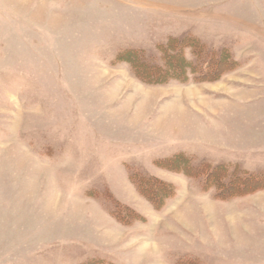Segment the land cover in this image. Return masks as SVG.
Wrapping results in <instances>:
<instances>
[{"label": "rangeland", "instance_id": "rangeland-1", "mask_svg": "<svg viewBox=\"0 0 264 264\" xmlns=\"http://www.w3.org/2000/svg\"><path fill=\"white\" fill-rule=\"evenodd\" d=\"M0 264H264V0H0Z\"/></svg>", "mask_w": 264, "mask_h": 264}, {"label": "trees", "instance_id": "trees-1", "mask_svg": "<svg viewBox=\"0 0 264 264\" xmlns=\"http://www.w3.org/2000/svg\"><path fill=\"white\" fill-rule=\"evenodd\" d=\"M186 45L183 44L182 41L177 42L175 40H171L169 43H167L165 48L162 49V60L164 62L162 67L154 65L151 66L147 64L146 62L142 61L139 58L138 53L134 51L124 52L123 54L118 56V59L126 62L129 65L135 78L148 85L165 84L171 80L185 83L186 81H188V75H193L197 77L198 80H204L208 77H211L212 73H217L220 64H222L220 57L217 63L212 61V59L207 64L203 65V67L199 71H197L196 69H198V66L195 68L193 65L186 63L181 56L180 49H182L184 46L186 47ZM216 76L218 75H215L214 77ZM177 159L178 158L175 157L172 158L171 161L175 164H178ZM169 169L171 170L170 166ZM258 184L260 183L256 181V184L253 185ZM248 186V183H239L237 187L229 184L227 191L229 192V194L234 193V195H236L239 194V192L241 193L244 189L247 190ZM136 189L140 191V194L146 195V199L148 201L152 203L156 202L157 204H159L158 202H161V197L159 195L160 193L156 191L157 188L153 183V180H149L147 182H143L142 184L136 185Z\"/></svg>", "mask_w": 264, "mask_h": 264}]
</instances>
